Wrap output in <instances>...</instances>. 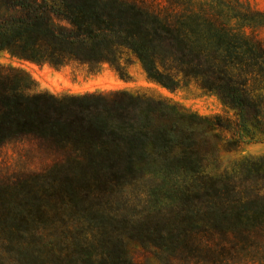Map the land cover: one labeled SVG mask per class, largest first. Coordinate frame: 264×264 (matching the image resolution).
Listing matches in <instances>:
<instances>
[{
  "label": "trees",
  "instance_id": "obj_1",
  "mask_svg": "<svg viewBox=\"0 0 264 264\" xmlns=\"http://www.w3.org/2000/svg\"><path fill=\"white\" fill-rule=\"evenodd\" d=\"M0 5V52L54 67L117 66L126 49L150 81L169 91L192 83L233 113L202 116L128 90L53 95L0 67V144L21 136L47 140L67 162L94 174L96 186L126 184L149 170L174 179L179 192L164 226L137 238L166 264H264V155L242 185L206 172L217 163L218 132L230 133L227 150L264 142V42L256 32L264 9L249 0ZM120 244L87 254L82 264H135Z\"/></svg>",
  "mask_w": 264,
  "mask_h": 264
},
{
  "label": "rangeland",
  "instance_id": "obj_2",
  "mask_svg": "<svg viewBox=\"0 0 264 264\" xmlns=\"http://www.w3.org/2000/svg\"><path fill=\"white\" fill-rule=\"evenodd\" d=\"M249 1L264 9V0ZM256 32L264 42V27ZM0 67L53 95L128 90L166 98L202 116L233 117L216 96L192 83L169 91L150 81L126 49L117 66L70 62L54 67L0 52ZM218 136L217 163L206 172L232 176L242 185L250 173L256 174L255 159L264 155V142L227 150L224 140L230 133ZM94 177L67 162L47 140L21 136L0 144V264H82L87 254L96 256L120 242L135 264H166L153 246L141 245L137 238L164 226L179 192L174 179L149 170L126 184L101 187L94 185ZM243 262L229 264H255Z\"/></svg>",
  "mask_w": 264,
  "mask_h": 264
}]
</instances>
